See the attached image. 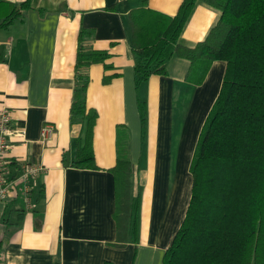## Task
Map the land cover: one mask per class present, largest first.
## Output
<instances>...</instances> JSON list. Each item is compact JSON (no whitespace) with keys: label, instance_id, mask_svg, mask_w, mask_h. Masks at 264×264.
I'll return each mask as SVG.
<instances>
[{"label":"crops","instance_id":"1","mask_svg":"<svg viewBox=\"0 0 264 264\" xmlns=\"http://www.w3.org/2000/svg\"><path fill=\"white\" fill-rule=\"evenodd\" d=\"M144 1L148 9L173 16L183 0ZM113 5L116 10H109ZM141 6L142 0H30L21 19L0 29V111L9 112L11 129L7 177L19 176L27 163L44 167L29 192L17 181L0 201V264H51L54 258L60 264H162L185 215L189 165L225 63L214 62L195 85L186 76L189 62L172 58L167 75L136 87L128 14ZM219 14L198 1L180 43L202 41ZM80 30L87 35L83 50L108 54L86 69L85 103L97 113L94 169L62 163L75 157L85 132L84 123L69 124ZM44 124L54 128L46 142L40 139ZM124 146L139 200L137 239L115 248L110 169ZM143 156L146 167L140 168Z\"/></svg>","mask_w":264,"mask_h":264},{"label":"trees","instance_id":"2","mask_svg":"<svg viewBox=\"0 0 264 264\" xmlns=\"http://www.w3.org/2000/svg\"><path fill=\"white\" fill-rule=\"evenodd\" d=\"M29 1L0 0V29L21 19ZM128 14L134 83L167 75L172 58L189 62L186 76L200 85L211 65L225 63L218 94L200 131L189 165L190 199L162 264H264V0H183L173 16L145 6ZM217 10L219 18L193 46L180 43L195 4ZM109 10L115 11L116 5ZM80 30L70 126L85 124L82 146L65 166L94 169V109L87 108L86 69L102 62L105 51H85ZM187 78V79H188ZM141 130L146 111L139 105ZM125 144V142H124ZM124 146L110 169L114 181L115 240L122 248L137 239L139 200L132 192L134 166ZM51 264H60L54 258Z\"/></svg>","mask_w":264,"mask_h":264},{"label":"built area","instance_id":"3","mask_svg":"<svg viewBox=\"0 0 264 264\" xmlns=\"http://www.w3.org/2000/svg\"><path fill=\"white\" fill-rule=\"evenodd\" d=\"M11 133L10 115L5 109L0 111V201L4 200L12 188V184L19 181L23 183L25 192L30 190V182L36 178L38 174L44 171L41 164H24L19 176L13 180L7 177V154L9 151L8 137ZM54 135V128L50 124H44L40 130V139L42 141L50 140Z\"/></svg>","mask_w":264,"mask_h":264},{"label":"rangeland","instance_id":"4","mask_svg":"<svg viewBox=\"0 0 264 264\" xmlns=\"http://www.w3.org/2000/svg\"><path fill=\"white\" fill-rule=\"evenodd\" d=\"M186 104V103H185ZM176 113H177V120H181V118H182V115L184 114V112H182V111H180V106H179V108L177 109V111H176ZM144 159H145V157L143 156L142 157V159H141V162H140V168L142 167H146V165H145V163H144ZM172 166H174V165H172Z\"/></svg>","mask_w":264,"mask_h":264}]
</instances>
